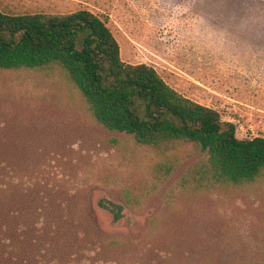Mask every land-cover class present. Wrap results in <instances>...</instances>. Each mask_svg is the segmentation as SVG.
I'll use <instances>...</instances> for the list:
<instances>
[{"label":"rangeland","instance_id":"1","mask_svg":"<svg viewBox=\"0 0 264 264\" xmlns=\"http://www.w3.org/2000/svg\"><path fill=\"white\" fill-rule=\"evenodd\" d=\"M7 12L85 8L127 63L264 136V8L237 0H0ZM202 153L166 157L110 131L58 67L0 70V264H264V177L181 183ZM123 206L118 218L101 206ZM130 200V202L128 201Z\"/></svg>","mask_w":264,"mask_h":264},{"label":"trees","instance_id":"2","mask_svg":"<svg viewBox=\"0 0 264 264\" xmlns=\"http://www.w3.org/2000/svg\"><path fill=\"white\" fill-rule=\"evenodd\" d=\"M237 1L264 8V0ZM54 67L80 90L99 125L165 156L162 170L173 168L178 153H202L181 183L212 188L264 177V136L239 137L236 123L177 91L152 65L123 61L100 15L85 8L12 13L0 7V70ZM100 204L116 218L123 209L109 200Z\"/></svg>","mask_w":264,"mask_h":264}]
</instances>
